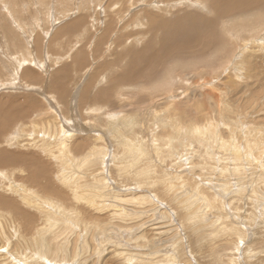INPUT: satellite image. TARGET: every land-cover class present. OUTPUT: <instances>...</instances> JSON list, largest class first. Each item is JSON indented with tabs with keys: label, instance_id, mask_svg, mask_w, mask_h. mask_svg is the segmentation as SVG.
Returning a JSON list of instances; mask_svg holds the SVG:
<instances>
[{
	"label": "rangeland",
	"instance_id": "1",
	"mask_svg": "<svg viewBox=\"0 0 264 264\" xmlns=\"http://www.w3.org/2000/svg\"><path fill=\"white\" fill-rule=\"evenodd\" d=\"M219 1L0 0V150L36 165L0 169V264H264V0Z\"/></svg>",
	"mask_w": 264,
	"mask_h": 264
},
{
	"label": "bare ground",
	"instance_id": "2",
	"mask_svg": "<svg viewBox=\"0 0 264 264\" xmlns=\"http://www.w3.org/2000/svg\"><path fill=\"white\" fill-rule=\"evenodd\" d=\"M120 1V0H119ZM165 1H172V0H165ZM237 0H233V1H231L230 2V4L229 3H227L226 1H219V3H218V10H221V11H224L225 13H231V11H233L234 13H235V11H234V9H233V7L231 6V3H233V2H236ZM116 2H118V1H116ZM124 2V1H123ZM113 3V2H112ZM115 4V3H114ZM117 5V4H116ZM229 9V10H228ZM9 10V9H8ZM9 12H10V10H9ZM145 12V11H144ZM160 17V16H159ZM188 17V16H187ZM197 17H199V16H197ZM226 17V16H225ZM85 18H86V16H84V15H78V17L74 20V21H72V22H69L68 24H65L66 26H64V27H62L61 28V30L58 32L60 35L61 34H67V30H69L68 29V27H74L75 28V30L77 31V29L79 28V26L78 25H80V24H82L83 23V21H85ZM156 18H157V20L159 19L157 16H156ZM201 18V17H200ZM203 19H205V18H203ZM162 20V19H161ZM160 19H159V22L160 23H162L163 24V26L165 25V23L166 22H164V21H161ZM185 21L186 19L182 16V18H180L179 19V21H177V23L179 24H181V21ZM189 20H190V18H189ZM206 20V19H205ZM187 21H188V19H187ZM200 21H202V20H200ZM157 22V21H156ZM196 22H198L197 20H196ZM177 23H176V25H177ZM186 23V22H185ZM201 23V22H200ZM206 23H207V21H206ZM205 23V24H206ZM250 23V22H249ZM169 24V23H168ZM168 24H166L167 26H169ZM208 24H209V21H208ZM249 25V24H248ZM82 26V25H81ZM181 26H185L184 25V23H183V25H181ZM201 26H202V23H201ZM212 26H214V25H212ZM245 26H247V25H245ZM245 26H243V23H242V25L240 26V28L237 30V31H239L238 32V34H239V37L238 38H241V39H243L245 36H247L248 34H247V32H245L244 31V29H243V27H245ZM166 27V26H165ZM263 27V25H261L260 26V24L258 23V24H256L255 26H253V30L255 31L256 29H261ZM109 28V27H108ZM111 28V27H110ZM183 28V27H182ZM191 28H193V27H191ZM123 29V28H122ZM195 29V28H194ZM193 29V30H194ZM90 30V29H89ZM205 31H206V28L204 29ZM10 32V31H9ZM86 31H84V33H85ZM8 33V32H7ZM125 34V33H124ZM160 34V33H159ZM250 34H252V31H251V33ZM12 35V34H11ZM236 35V34H235ZM150 37V36H149ZM235 38V37H234ZM158 39V38H157ZM160 39V38H159ZM121 40V39H120ZM124 40V39H123ZM128 40V39H127ZM147 40V39H146ZM101 41V40H100ZM149 42V41H148ZM159 42V41H158ZM78 43V42H77ZM152 43V42H151ZM162 43V42H161ZM174 43V42H173ZM77 45V44H76ZM153 48V47H152ZM206 49H207V47H206ZM205 49V50H206ZM89 50H90V48H89ZM155 50H156V48H155ZM203 50H204V48H203ZM151 51V50H150ZM158 52H159V50H158ZM157 53V52H156ZM149 54H152V52L151 53H149ZM158 54V53H157ZM191 54H192V52H191ZM124 55V54H123ZM154 55H155V53H154ZM154 55H152L153 57H150V56H147L145 53H141L140 55H137V54H131L130 53V56H131V60H132V58L133 57H135V59L137 60L136 62H138L137 64H139V63H141L142 62V60L145 58V59H147V66L150 64L151 66H153L154 64H153V59L155 58L154 57ZM14 56V55H13ZM128 56V55H127ZM128 58V57H127ZM14 59V58H13ZM123 59H125L124 58V56H123ZM129 59V58H128ZM130 60V59H129ZM131 60L129 61V64L131 63ZM145 61V60H144ZM228 61V60H227ZM232 61V60H231ZM1 62V61H0ZM22 62V61H21ZM127 62H128V60H127ZM133 62H134V60H133ZM237 62V61H236ZM123 64V63H122ZM129 64H128V66H129ZM132 64V63H131ZM143 64H145V63H143ZM142 64V65H143ZM226 64H227V62H226ZM3 65V64H2ZM140 65V64H139ZM141 65V66H142ZM223 65V64H222ZM221 65V66H222ZM20 66H21V64H20ZM127 65H125V67H128ZM130 66H134V64H132V65H130ZM147 66H146V68H147ZM236 65L234 64V67H235ZM143 67H145V66H143ZM149 67V66H148ZM228 67V66H227ZM230 67H231V65H230ZM234 67H231L232 69L234 68ZM179 68V67H178ZM222 68V67H221ZM241 68V67H240ZM234 70H235V68H234ZM236 70H239L238 68H236ZM216 71V70H215ZM240 71V70H239ZM30 71H26L25 72V75L26 76H28ZM114 72V71H113ZM126 72H130V70H126ZM27 73V74H26ZM116 73V72H115ZM235 73H239V72H235ZM114 75V74H113ZM200 75V74H199ZM15 76V75H14ZM201 76V75H200ZM116 77V76H115ZM126 77V76H125ZM16 78V77H15ZM114 78V77H113ZM29 79H32V78H29ZM124 79V78H123ZM61 80V79H60ZM100 80V79H99ZM125 80H128V77H126V79ZM54 81H56V80H54ZM117 77H116V81H115V83H117ZM121 83V82H120ZM114 84V83H113ZM119 84V83H118ZM122 84V83H121ZM54 86H56V87H58V86H61V84H59L58 83V81H57V83H55L54 84ZM118 88V87H117ZM114 90H115V86L114 85H112V87H111V90L109 89V91H112L113 93H114ZM124 90V89H123ZM111 92V93H112ZM60 95H62V93H60ZM108 97H109V92H108ZM117 98V97H116ZM118 99V98H117ZM122 99H124V98H122ZM29 103V102H28ZM27 103V104H28ZM27 107V106H26ZM6 111L5 110H2V109H0V120H1V122H0V141H2V139H4V138H2V134H5V132H6V129H7V127H8V124H9V122H11L12 120L11 119H6V120H4L3 118H5V116H7V115H3L4 113H5ZM20 114H26L27 116H28V112H27V110H26V108H25V112H23V113H20ZM1 115L3 116V117H1ZM124 119H126V118H124ZM11 120V121H10ZM112 120V119H111ZM128 124V123H127ZM12 126V125H11ZM10 127V126H9ZM8 127V129H10ZM132 127V126H131ZM133 128V127H132ZM193 128V127H192ZM192 130V129H191ZM194 130H192V132H193ZM195 132V131H194ZM208 132H210L211 133V129H207L206 130V132L205 133H208ZM214 132V131H213ZM215 133V132H214ZM214 133H213V135H214ZM200 134H201V132H200ZM199 134V135H200ZM194 135H195V133H194ZM197 135V134H196ZM202 135V134H201ZM207 135H209V134H206V136ZM73 136V134L71 133V134H66L65 136H64V138H65V140H62L61 141V146H60V149H62V150H64L65 148H66V146H67V144H65V142L67 141V140H71V137ZM198 136V135H197ZM212 136V135H211ZM200 137V136H199ZM198 137V138H199ZM213 137H215V136H213ZM2 138V139H1ZM211 138V137H210ZM201 139V138H200ZM213 139V138H212ZM171 140V139H170ZM196 140V139H195ZM198 140V139H197ZM58 142L60 141V140H57ZM56 141V142H57ZM124 141H126V140H124ZM124 141H123V143H124ZM207 141H208V139H207ZM3 142V141H2ZM13 142V141H12ZM38 142V143H37ZM57 142V143H58ZM169 142V141H168ZM201 142V141H200ZM35 144H36V147H40V149H43L44 147H46L47 149L48 148H50L49 147V144H46V137L44 138V139H42V140H38V141H35L34 142ZM170 143V142H169ZM136 145H135V143H133V146L132 147H130L128 150H133L134 149V147H135ZM138 146H136V148H137ZM221 147H224V146H221ZM75 148L78 150V147H77V145L75 146ZM80 148V147H79ZM235 148V147H234ZM236 149V148H235ZM139 150V149H138ZM233 150V149H232ZM237 150V149H236ZM66 152H68L67 150H66ZM237 152V151H236ZM233 153V152H232ZM24 154H26V153H24V152H21L19 155H16V153H13V152H9L7 149H3L2 151L0 150V169H5V168H7V169H11V168H14V169H18V168H21L22 169V171L21 172H23L24 173V175H25V173H26V176L25 177H22V183H20V184H22L23 186H25V184H24V182H27V183H30L28 180H26L25 178H29L30 177V174H31V167H34V166H36V165H33L32 163H33V160H34V156H33V154L31 153V155L32 156H29V157H26V156H23ZM234 154H237V153H234ZM238 155V154H237ZM239 157V156H238ZM62 158H63V156H62ZM236 159V158H235ZM66 161V160H65ZM93 161V160H92ZM69 164H70V161L68 162ZM73 165V164H72ZM5 167V168H4ZM23 167V168H22ZM25 167V168H24ZM11 170H13V169H11ZM19 171V170H18ZM90 182V181H89ZM91 185V184H90ZM87 186V185H86ZM22 188V189H21ZM21 188H17L16 190H15V193L16 194H21V196H23L24 197V201L25 202H28L29 204H31V203H33V205H40L41 203H36V201H34L33 199V197H32V195H35V194H32V190L30 191V190H26L25 188H23L22 186H21ZM74 188V187H73ZM92 188V187H91ZM41 190H42V186H41V188H40ZM38 194V193H37ZM93 194V193H92ZM19 196V195H18ZM96 196V195H95ZM3 199V198H2ZM5 199V198H4ZM35 199H36V197H35ZM22 200V199H21ZM33 200V201H32ZM41 201V200H40ZM44 201V200H43ZM1 202H3V201H1ZM11 205L10 206H12L13 208H14V206H13V204L12 203H10ZM43 204V203H42ZM1 205H4V204H2L1 203ZM0 205V206H1ZM4 207V206H3ZM39 207H41V205L39 206ZM1 208V207H0ZM37 208V207H36ZM15 210H17V208H14ZM42 209H45L44 207L42 208ZM47 213H49V212H47ZM52 215H54V214H52L51 213V216ZM54 216H52V218H53ZM55 217H56V214H55ZM27 218V217H26ZM33 219V218H32ZM31 219V220H32ZM46 219H48V218H46ZM24 225H25V227H28L29 228V226H28V223H26V221L24 220ZM212 227V226H211ZM233 230V229H232ZM46 253V252H45ZM109 253V252H108ZM43 254H44V252H43ZM172 260V259H171Z\"/></svg>",
	"mask_w": 264,
	"mask_h": 264
}]
</instances>
